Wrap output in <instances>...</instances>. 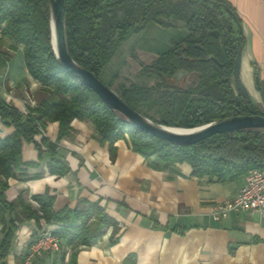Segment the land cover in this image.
<instances>
[{
  "label": "trees",
  "instance_id": "obj_1",
  "mask_svg": "<svg viewBox=\"0 0 264 264\" xmlns=\"http://www.w3.org/2000/svg\"><path fill=\"white\" fill-rule=\"evenodd\" d=\"M64 6L68 52L75 63L98 78L131 31L149 22L164 26L159 16L167 14L184 21L186 35L150 63L140 66L142 74L157 79L155 89L169 91L172 109L169 119H163L161 124L191 128L234 115H264L236 80L235 63L244 38L238 18L226 0H64ZM49 20V0H0L1 37L23 46L28 73L48 93L26 114L0 103L1 120L7 123L10 119L15 127L10 135L0 138V264H6L14 222L21 216L33 219L37 225L40 220L56 224L53 234L60 240L61 251L70 246H88L108 228L110 242L117 241V222L97 202H85L82 208L54 210V196L47 191L32 196L37 207L20 195L14 201L5 199L9 178L29 180L41 175L29 172L38 163L22 160L21 144L23 140L32 142L47 122H58L60 139L69 135L72 120L88 121L111 156L113 144L128 139L133 151L147 159L153 157L149 163L154 168L186 162L191 175L207 176L216 182H232L253 168L264 167V129L215 134L197 144L177 145L127 124L78 76L61 66L50 43ZM212 30L220 33L222 49ZM209 55L217 61L206 59ZM181 69L195 77L183 86L169 84L167 79ZM134 89L124 88L118 96L142 114L136 106L138 100L131 96ZM257 89L264 106V80L258 82ZM35 146L38 159L42 147L50 153L47 167L51 174L63 176L69 172L67 163L57 157L55 144L46 136L42 135L40 144ZM18 207L21 216L13 214Z\"/></svg>",
  "mask_w": 264,
  "mask_h": 264
},
{
  "label": "crops",
  "instance_id": "obj_2",
  "mask_svg": "<svg viewBox=\"0 0 264 264\" xmlns=\"http://www.w3.org/2000/svg\"><path fill=\"white\" fill-rule=\"evenodd\" d=\"M238 18L244 38L238 78L253 102L260 101L255 78L264 80V0H226ZM187 33L185 26L164 28L149 22L131 31L107 62L99 78L106 83L114 67L129 61L133 52L141 64H148ZM140 68V65L138 66ZM48 97L28 73L23 46L0 37V103L15 107L22 114ZM10 119L0 118V138L14 131ZM58 122H47L32 142L22 141L21 158L35 161L30 173L34 179L9 178L4 191L7 201L19 195L33 207L35 194L54 196L53 208H82L97 202L117 222V241L111 243V228L88 246H70L63 251L38 256L33 264H264V218L256 212L231 211L219 221L211 218V206L234 197L245 176L221 183L191 175L188 163L163 168L150 165L153 159L133 151L128 139L108 146L99 142L92 123L74 119L69 135L58 138ZM42 135L55 144L57 157L69 172L51 174V155L42 147L41 158L35 143ZM13 214L19 215V207ZM21 216V214L19 215ZM15 233L5 257L6 264H24L27 245L39 225L33 219L14 222ZM0 223V244L3 239ZM22 258L23 263H22Z\"/></svg>",
  "mask_w": 264,
  "mask_h": 264
},
{
  "label": "water",
  "instance_id": "obj_3",
  "mask_svg": "<svg viewBox=\"0 0 264 264\" xmlns=\"http://www.w3.org/2000/svg\"><path fill=\"white\" fill-rule=\"evenodd\" d=\"M50 6V43L54 54L58 57L61 66L68 72L78 76L99 98L112 110L121 114L122 118L130 126L137 128L151 136L166 140L177 145H193L213 136L215 134L232 133L241 130H261L264 129V115H234L219 121L209 122L192 128L165 127L152 122L135 109L130 107L121 97L111 90L100 78L91 71L79 66L71 58L65 38V6L64 0H49ZM211 34L216 36L222 49L221 36L218 30H212ZM241 49L235 63L236 80L240 88L244 87L239 81L238 74L240 68ZM206 59H217L209 55ZM194 74L181 69L173 77L168 78L169 84L183 86L188 80L194 78ZM258 84L259 79L255 78ZM175 129H183V132Z\"/></svg>",
  "mask_w": 264,
  "mask_h": 264
},
{
  "label": "rangeland",
  "instance_id": "obj_4",
  "mask_svg": "<svg viewBox=\"0 0 264 264\" xmlns=\"http://www.w3.org/2000/svg\"><path fill=\"white\" fill-rule=\"evenodd\" d=\"M159 18L164 22V26L158 25L164 28L169 29V26L178 25L184 26V21L182 19L171 17L168 14L159 16ZM128 54L129 61H123L121 64H117L118 66L114 67L115 69L112 71L113 73L111 74L110 78L106 80V84L117 95H121L124 88H135L131 92V96L138 100L136 106L139 111L152 122L161 124L160 122L163 119H169V112L172 109V101L169 91L155 89L154 85L156 84L157 79L155 77H147L146 75L142 74L140 72V68H138L139 65H142L141 62L132 51ZM255 104L260 110L264 111L261 98L260 101Z\"/></svg>",
  "mask_w": 264,
  "mask_h": 264
},
{
  "label": "built area",
  "instance_id": "obj_5",
  "mask_svg": "<svg viewBox=\"0 0 264 264\" xmlns=\"http://www.w3.org/2000/svg\"><path fill=\"white\" fill-rule=\"evenodd\" d=\"M1 36L2 28L0 27ZM231 211L256 212L264 218V167L249 170L239 192L232 198L212 205L210 215L214 221H219ZM56 227V224L46 223L35 231L24 254L26 255L25 264H33L34 260L42 254L60 251V240L53 234Z\"/></svg>",
  "mask_w": 264,
  "mask_h": 264
},
{
  "label": "bare ground",
  "instance_id": "obj_6",
  "mask_svg": "<svg viewBox=\"0 0 264 264\" xmlns=\"http://www.w3.org/2000/svg\"><path fill=\"white\" fill-rule=\"evenodd\" d=\"M163 126H165V127H174V126H167V125H163ZM178 128H184V127H178ZM175 130L180 131V132L184 131L183 129H175ZM25 262H26V256H25ZM25 262H24V264H25Z\"/></svg>",
  "mask_w": 264,
  "mask_h": 264
}]
</instances>
